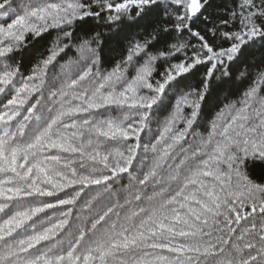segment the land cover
Returning <instances> with one entry per match:
<instances>
[{
    "label": "snow or ice",
    "instance_id": "obj_1",
    "mask_svg": "<svg viewBox=\"0 0 264 264\" xmlns=\"http://www.w3.org/2000/svg\"><path fill=\"white\" fill-rule=\"evenodd\" d=\"M14 5L0 0V264H264V65L205 106L264 50V0ZM133 28L104 69L102 37Z\"/></svg>",
    "mask_w": 264,
    "mask_h": 264
},
{
    "label": "trees",
    "instance_id": "obj_2",
    "mask_svg": "<svg viewBox=\"0 0 264 264\" xmlns=\"http://www.w3.org/2000/svg\"><path fill=\"white\" fill-rule=\"evenodd\" d=\"M231 0H212L213 8L210 11H221L227 8L230 4ZM29 3V0H16V5L26 6ZM14 5V6H16ZM199 27H203L202 24H199ZM98 31H102L107 33V29H97ZM136 33V29L133 28L129 30L126 34V38H114L110 36L102 37L104 40V44L102 46L103 50L101 52V56L103 59V68L104 69H111L114 64L120 60L121 57V50L123 49L124 45L127 43V39H130ZM57 35L55 31H52L50 35L46 36V39L42 41L39 45H37V49L43 51L44 47L49 44ZM125 34H122L124 37ZM226 46V45H225ZM261 51H255L252 55L248 58L245 63H237L233 65L231 72H232V81L229 84H224L221 86H216L214 84L211 94L206 100V109L210 111L218 110L219 107L223 106V103H227V100H223L224 95L228 94L229 100H235L240 93L249 85L251 80L254 78V73L259 71L261 66L264 65V61L260 60ZM253 58L254 61H253ZM19 59V57H17ZM63 62V61H61ZM31 67V65L26 61L25 74H27V70ZM205 69L201 68L200 72L196 73L194 76L190 77L187 83L194 88H198L201 86V76ZM247 71V79H244L240 76L241 72ZM218 75V74H217ZM2 99V98H0ZM182 126V125H181ZM155 127V126H154ZM203 131V129H199Z\"/></svg>",
    "mask_w": 264,
    "mask_h": 264
}]
</instances>
